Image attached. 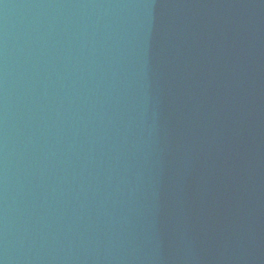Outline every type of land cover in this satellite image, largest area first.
Wrapping results in <instances>:
<instances>
[{
    "label": "water",
    "instance_id": "1",
    "mask_svg": "<svg viewBox=\"0 0 264 264\" xmlns=\"http://www.w3.org/2000/svg\"><path fill=\"white\" fill-rule=\"evenodd\" d=\"M264 0H0V264H212Z\"/></svg>",
    "mask_w": 264,
    "mask_h": 264
}]
</instances>
